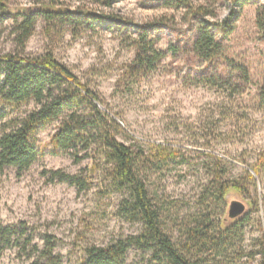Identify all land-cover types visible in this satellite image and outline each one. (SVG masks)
Returning a JSON list of instances; mask_svg holds the SVG:
<instances>
[{
	"label": "rangeland",
	"instance_id": "1",
	"mask_svg": "<svg viewBox=\"0 0 264 264\" xmlns=\"http://www.w3.org/2000/svg\"><path fill=\"white\" fill-rule=\"evenodd\" d=\"M47 1L3 0L14 12L34 9ZM191 1L212 13L203 18L210 23L233 15L234 30L223 46L225 55L249 72L250 81L241 94L195 81L205 67L190 51L199 20L187 10L161 7V0H58L59 6L91 11L101 20L91 26L56 23L49 27L38 18L23 48V53L31 57L52 52L60 64L86 83L120 123L125 135L118 139L124 144H138L146 150L152 145H168L189 157L188 165L148 176L150 196L162 207L164 229L174 241L181 239L183 228L201 207L200 189L207 178L202 165L210 159L209 154L223 158L228 164V178L235 179L264 152V99L259 96L264 41L255 25L257 9L264 6V0H250L242 8L232 0ZM16 24L10 17L0 19V55L21 51L15 41ZM142 27L149 29V39L165 56L154 71L130 84L126 71L135 57L133 41ZM34 108L31 102L14 106L0 100V110L7 116L3 122L22 118ZM58 125L53 121L36 128L33 142L38 156L27 171H0V222L23 223L38 245L42 244V235H51L62 264H81L87 246H104L136 235L141 226L117 214L123 195L99 192L105 182L99 172L89 175V159L76 163L70 153L54 152L51 138ZM57 170L67 174L84 171L91 187L78 192L74 186L49 182L47 172ZM234 200L245 205V212L251 209L250 202L254 205L236 249L241 256L232 253L224 260L216 258L212 264H262L264 181L248 199L230 193L217 222L227 217L228 204ZM144 258L133 249L127 254L126 264ZM30 261L14 248L0 252V264Z\"/></svg>",
	"mask_w": 264,
	"mask_h": 264
},
{
	"label": "trees",
	"instance_id": "2",
	"mask_svg": "<svg viewBox=\"0 0 264 264\" xmlns=\"http://www.w3.org/2000/svg\"><path fill=\"white\" fill-rule=\"evenodd\" d=\"M57 1L49 0L34 9L14 12L0 0V19H15V41L21 48L19 52L0 55V100L14 106L30 102L35 105L22 118L5 122L6 112L0 110V171L6 168L17 174L27 171L38 156L33 142L36 128L58 121L51 138L54 152H68L76 163L89 159L92 162L89 175L99 172L105 182L99 192L123 195L117 214L141 226L136 235L121 237L104 246H87L81 264H126L127 254L133 249L145 256L135 264H212L216 258L224 260L232 253L240 257L236 249L243 239L253 201L249 203L251 209L235 220L224 217L217 222V214L230 193L248 199L252 191L257 192L258 183L264 181V152L235 179L228 178V164L223 158L209 154L210 159L202 165L207 178L200 189L201 207L183 228L181 239L174 241L164 229L162 207L150 196L148 176L188 165L189 157L168 145H152L146 150L138 144H124L118 137L125 133L103 100L60 64L52 52L35 57L23 53L38 18L49 27L56 23L91 26L95 20H101L94 12L79 8L70 11ZM161 2L163 8L187 10L188 15L199 20L190 51L205 67L198 72L195 81L241 94L243 86L250 81L249 72L229 59L223 46L234 30L233 15L222 22L210 23L203 18L212 13L203 5H194L191 0ZM232 2L242 8L250 0ZM255 25L264 41V6L257 9ZM138 35L133 41L135 57L126 71L130 84L135 83L137 77L154 71L165 56L155 49L147 27H142ZM259 96L264 99V73ZM47 173L49 182L74 186L78 192L91 187L84 171ZM41 241V245L35 243L23 223L3 225L0 222V252L14 248L31 260L29 264H62L61 257L55 253L54 237L44 234ZM261 254L264 259V249Z\"/></svg>",
	"mask_w": 264,
	"mask_h": 264
},
{
	"label": "water",
	"instance_id": "3",
	"mask_svg": "<svg viewBox=\"0 0 264 264\" xmlns=\"http://www.w3.org/2000/svg\"><path fill=\"white\" fill-rule=\"evenodd\" d=\"M245 210H246L245 209V205L242 202L235 201V200L231 201L228 204V207H227V217H226V219L235 220V219L241 217L242 215H244L246 213Z\"/></svg>",
	"mask_w": 264,
	"mask_h": 264
}]
</instances>
